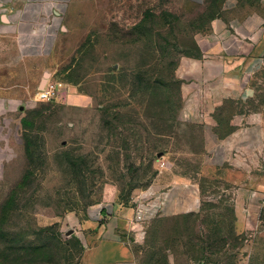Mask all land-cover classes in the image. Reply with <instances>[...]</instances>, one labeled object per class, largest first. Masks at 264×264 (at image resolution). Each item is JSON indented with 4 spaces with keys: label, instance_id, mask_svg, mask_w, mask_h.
I'll list each match as a JSON object with an SVG mask.
<instances>
[{
    "label": "rangeland",
    "instance_id": "374dc122",
    "mask_svg": "<svg viewBox=\"0 0 264 264\" xmlns=\"http://www.w3.org/2000/svg\"><path fill=\"white\" fill-rule=\"evenodd\" d=\"M211 2L72 0L50 57L23 59L0 43V210L13 196L0 225L6 233L0 264L79 263L104 226H116L113 236L132 245L139 264H250L252 239L236 230L231 200L208 196L198 213L136 217L139 197L159 176L165 154L188 173L199 172L201 163L188 153L198 151L196 135L179 121L181 86L178 94L168 81L169 91L158 88L152 97L142 85L133 88L136 72L128 69L151 51V37L167 35L188 50L223 16L216 0L204 20L216 17L200 28ZM111 69L115 74L107 76ZM51 84L55 98L40 100ZM238 110L264 116V70L252 101L218 114ZM164 130L171 136L157 135ZM105 206L115 213L100 220ZM127 209H135L131 221ZM123 221L139 227L128 232ZM254 243L264 249V237Z\"/></svg>",
    "mask_w": 264,
    "mask_h": 264
},
{
    "label": "crops",
    "instance_id": "0c3cea01",
    "mask_svg": "<svg viewBox=\"0 0 264 264\" xmlns=\"http://www.w3.org/2000/svg\"><path fill=\"white\" fill-rule=\"evenodd\" d=\"M71 1L0 0V43L12 46L23 59L50 57ZM188 1L199 6L206 0ZM221 10L223 16L196 39L199 57H182L176 69L184 104L179 121L184 132L197 137L198 151L188 153L197 155L201 170L182 171L165 154L159 176L139 197L138 209L143 219H153L198 213L208 196L231 200L236 230L252 239L249 261L257 264L264 259V249L254 243L264 237V116L218 111L230 104L241 107L256 96L264 70V0H223ZM205 182L215 192L204 190ZM107 208L115 213L114 207ZM124 212L131 221L135 209ZM128 221L120 223L128 232L139 227ZM115 230L104 226L76 264H139L132 245L114 237Z\"/></svg>",
    "mask_w": 264,
    "mask_h": 264
},
{
    "label": "trees",
    "instance_id": "16d2710c",
    "mask_svg": "<svg viewBox=\"0 0 264 264\" xmlns=\"http://www.w3.org/2000/svg\"><path fill=\"white\" fill-rule=\"evenodd\" d=\"M215 1L216 0H214V2H211V5H209V7H205L202 9V15L200 16L198 20V22L200 23V28L204 26V23L206 20L211 21L213 20L212 18L216 17V16L215 17L212 16L210 17V19L204 20L205 19L204 17H206V14L213 12L212 8H214L213 5L215 4ZM221 7H222V3H221ZM195 24H196L195 22L191 23V25L194 26L196 30L197 25L195 27ZM157 37L158 38H156L154 41L152 37L149 38V40L151 41L152 44H154V46L146 47V48L151 49L148 55L144 54L140 56L139 57L140 62L134 65L133 67L134 69H128V71L133 70L134 72H136L135 75L131 78L132 80L131 83L133 85V88L135 85H142L144 92L148 91L150 92V95L154 97L155 91L159 90L158 88H161L164 91L168 92L171 86L169 85V83H173L177 85L176 89L178 91V94H180L179 88L181 86V81H179L176 78V69L178 67L180 58L199 57L200 51L197 46V42L195 39H193L190 42V46L188 47V50H185V48L187 47H184L183 49L180 50L177 44L171 43V41L167 38V35L164 36L163 34H161V35H158ZM171 49H173V52L171 51ZM174 52H178V55L176 56ZM109 72L110 73H108L107 76H113L115 74V69L114 70L111 69ZM159 92L161 91L159 90ZM162 95L164 97L167 96L166 92H162ZM171 120L172 119H170V121ZM26 124L28 123L26 122ZM171 133L172 131L164 130V131H160L157 135L162 136V137H169L171 136ZM26 151L29 154L31 153L29 146L26 147ZM12 199H13V196L9 198V200L0 210V225H3V222H6L7 216L11 211V207L13 206ZM5 235L6 233H4L2 229H0V236L3 237Z\"/></svg>",
    "mask_w": 264,
    "mask_h": 264
},
{
    "label": "built area",
    "instance_id": "2783aa9c",
    "mask_svg": "<svg viewBox=\"0 0 264 264\" xmlns=\"http://www.w3.org/2000/svg\"><path fill=\"white\" fill-rule=\"evenodd\" d=\"M56 86H54L53 84L49 85L45 90L41 91V96H40V100L42 101H52L55 96H56ZM105 214H104V213ZM111 214V209L109 208H103L102 210H100L97 214V217L100 220H103L105 216H109ZM136 217L138 220H143V217L141 215L140 212H138L136 214Z\"/></svg>",
    "mask_w": 264,
    "mask_h": 264
},
{
    "label": "water",
    "instance_id": "95a60500",
    "mask_svg": "<svg viewBox=\"0 0 264 264\" xmlns=\"http://www.w3.org/2000/svg\"><path fill=\"white\" fill-rule=\"evenodd\" d=\"M47 77V76H46ZM46 82V78L42 81V85H44Z\"/></svg>",
    "mask_w": 264,
    "mask_h": 264
}]
</instances>
